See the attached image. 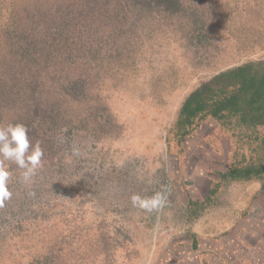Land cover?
<instances>
[{"label": "trees", "instance_id": "trees-1", "mask_svg": "<svg viewBox=\"0 0 264 264\" xmlns=\"http://www.w3.org/2000/svg\"><path fill=\"white\" fill-rule=\"evenodd\" d=\"M232 1L0 0V127L24 124L49 170L62 159L65 130L101 144L120 138L124 124L104 94L111 80L136 70L145 45L169 35L195 66L217 64L215 57L224 52L219 30L231 16ZM209 119L221 126L232 149L205 199L188 201L189 221L214 206L230 184L260 181L264 200V57L202 79L182 102L169 142L182 146ZM2 166L11 173L9 182L18 184L24 170L12 161ZM39 175L32 180L48 179ZM38 209L23 212L15 224L6 220L0 264H116L125 241L107 221L82 225L73 217L67 229V213ZM197 242L192 234L193 251Z\"/></svg>", "mask_w": 264, "mask_h": 264}, {"label": "rangeland", "instance_id": "rangeland-1", "mask_svg": "<svg viewBox=\"0 0 264 264\" xmlns=\"http://www.w3.org/2000/svg\"><path fill=\"white\" fill-rule=\"evenodd\" d=\"M231 4V16L219 30L224 52L215 57L217 64L195 66L171 35L146 44L136 70L111 80L104 91L124 124L122 136L101 144L65 130L62 159L51 170L38 169L37 175L46 173L48 179L9 182V190L16 192L0 207V236L6 220L15 224L23 212L42 205L39 213L53 207L54 214L67 213V229L73 217L82 225L107 221L125 241L116 264H264L260 181L230 184L199 218L187 217L188 201L205 199L212 180L228 166L232 144L221 126L209 119L182 146L168 140L182 102L202 79L264 57V0ZM261 9L258 18L255 11ZM74 147L79 156L72 154ZM156 192L166 195L159 211L132 205L133 194L151 197ZM16 204H22L21 212ZM192 234L198 235L195 251Z\"/></svg>", "mask_w": 264, "mask_h": 264}, {"label": "clouds", "instance_id": "clouds-1", "mask_svg": "<svg viewBox=\"0 0 264 264\" xmlns=\"http://www.w3.org/2000/svg\"><path fill=\"white\" fill-rule=\"evenodd\" d=\"M72 154L79 156V148H73ZM43 149L39 143L33 145L28 136V129L24 124H9L6 127H0V207L10 200L12 192L8 184L11 173L2 166V161H12L20 169H23L22 179L26 184H30L32 177L37 174L38 169L43 166ZM34 196V192H29ZM131 202L134 207L146 212L159 211L166 203V195L163 192H156L151 197H142L139 194L131 196Z\"/></svg>", "mask_w": 264, "mask_h": 264}]
</instances>
